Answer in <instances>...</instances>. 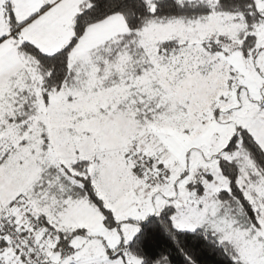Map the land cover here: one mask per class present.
<instances>
[{"label": "snow or ice", "instance_id": "6c2138e0", "mask_svg": "<svg viewBox=\"0 0 264 264\" xmlns=\"http://www.w3.org/2000/svg\"><path fill=\"white\" fill-rule=\"evenodd\" d=\"M0 264H264V0H0Z\"/></svg>", "mask_w": 264, "mask_h": 264}]
</instances>
